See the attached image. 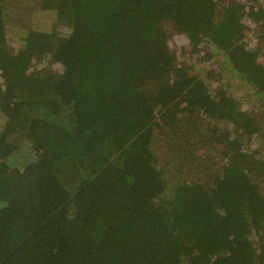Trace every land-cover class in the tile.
Here are the masks:
<instances>
[{"label":"trees","instance_id":"1","mask_svg":"<svg viewBox=\"0 0 264 264\" xmlns=\"http://www.w3.org/2000/svg\"><path fill=\"white\" fill-rule=\"evenodd\" d=\"M0 264H264V0H0Z\"/></svg>","mask_w":264,"mask_h":264},{"label":"rangeland","instance_id":"2","mask_svg":"<svg viewBox=\"0 0 264 264\" xmlns=\"http://www.w3.org/2000/svg\"><path fill=\"white\" fill-rule=\"evenodd\" d=\"M172 44L170 45V48H172L174 51H176V48H179V41L177 39H174L172 42Z\"/></svg>","mask_w":264,"mask_h":264}]
</instances>
